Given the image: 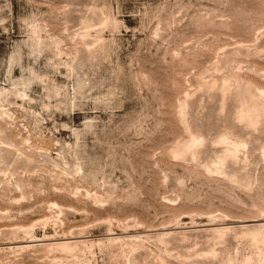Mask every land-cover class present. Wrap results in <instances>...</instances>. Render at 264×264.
I'll list each match as a JSON object with an SVG mask.
<instances>
[{"label":"rangeland","instance_id":"obj_1","mask_svg":"<svg viewBox=\"0 0 264 264\" xmlns=\"http://www.w3.org/2000/svg\"><path fill=\"white\" fill-rule=\"evenodd\" d=\"M0 264H264V0H0Z\"/></svg>","mask_w":264,"mask_h":264}]
</instances>
